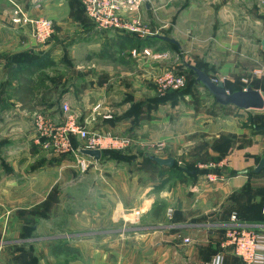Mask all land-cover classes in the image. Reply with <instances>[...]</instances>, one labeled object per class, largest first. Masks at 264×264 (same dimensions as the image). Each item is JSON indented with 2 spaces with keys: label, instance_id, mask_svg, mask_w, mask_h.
<instances>
[{
  "label": "crops",
  "instance_id": "0c3cea01",
  "mask_svg": "<svg viewBox=\"0 0 264 264\" xmlns=\"http://www.w3.org/2000/svg\"><path fill=\"white\" fill-rule=\"evenodd\" d=\"M18 1L31 16L51 18L54 30L38 43L22 26L0 24V30L23 34L14 51L9 36L0 48V240L19 241L0 246V264L26 254L30 227L36 234L45 224L57 227L59 216L67 215L95 230L122 224L133 210L141 214L130 221L134 231L122 249L129 250L130 264H154L156 256L163 257L162 264H171L172 257L174 264H208L217 254L223 264H246L222 244L233 214L241 224L264 227V169L254 171L264 138L252 136L239 108L218 104L203 87L160 94L155 77L172 59L153 61L142 49L172 46L183 59L219 65L209 72L190 60L212 78L247 79L251 68L263 64L264 3L148 0L138 15L151 34L142 37L98 28L79 0H38L40 6ZM133 17L129 11L122 21ZM156 35L174 38L180 48ZM4 59H24L25 65L12 77L16 67ZM25 80L27 88L20 89ZM197 91L215 103L202 104ZM64 101L89 131L131 137L135 150L102 153L99 162L87 156L94 165L81 173L73 155L45 146L33 127L34 112L60 118ZM72 141L79 149L85 145L76 136ZM160 143L165 146L158 156L178 158L183 167L154 161L158 156L148 153L149 146ZM212 163L222 165L210 169ZM208 173L219 179L209 181ZM86 249L84 244V256L96 252Z\"/></svg>",
  "mask_w": 264,
  "mask_h": 264
},
{
  "label": "rangeland",
  "instance_id": "374dc122",
  "mask_svg": "<svg viewBox=\"0 0 264 264\" xmlns=\"http://www.w3.org/2000/svg\"><path fill=\"white\" fill-rule=\"evenodd\" d=\"M146 1L148 0L141 2L142 4L140 5L138 10L128 9L126 11H123L122 14H120V17L122 16L121 19L122 18L124 19V13H127L129 11L134 13V17L130 21L123 20L124 24H130L134 20V18L138 16V12L141 6ZM32 5L40 6V1L38 2V0H32ZM18 9L22 10L21 15H17L16 10ZM5 18H8L9 20L6 21ZM18 18H20V21H16L18 20ZM25 19H28V20L32 19L34 20V23L25 21ZM44 19H48L52 22V30H54V22L51 18L47 16H42V15L38 17L31 16L29 13V10L26 9L18 0H0V24L4 22L6 23L10 22L11 24L16 25L18 27L22 26L24 30L29 31V33L32 34V36L35 38L36 41H37V38L35 34L37 32V25H38L37 22L42 21ZM19 33L20 32H17V30L14 28H10V31L0 30V48L4 45L7 46L6 43L5 44L3 43V41L9 36L10 42H11V51H14L16 47L15 44L18 43L17 39L20 40V37L23 35ZM131 34H135V33H131ZM168 47L169 48L157 47V48H154V51L169 53L170 55L169 59H172V63L166 69H171L175 73L183 75L186 79V83L183 87H180L177 89L171 88V89H168L166 92H170V91L181 92L185 90L187 91L194 90L200 87L205 88L201 82L197 81V76L192 70H190L184 64V61H186L189 64H192L190 60L194 61L195 65L199 64L203 66L204 68H206L205 70H208L209 72L210 70L215 72L217 68L218 69L220 68L219 65L211 66L209 64V61L205 59H185V58L183 59V55L179 51L172 48V46H168ZM4 60L6 63H7V60L11 61L10 66L15 65L16 67L15 69H12V73H13L12 77L15 76L14 74H19V71L21 70V67H19V65L20 66L25 65L24 59H4ZM261 62H263L264 64V59H261ZM254 69L255 68H251V73H250L249 78L244 79V80H240L237 78V79H233V81H230L223 77H218L216 79L212 77L211 78L215 81H218V80L223 81L225 87L230 92H234L237 90H243L250 86L254 89L256 88L261 89L262 95L264 97V78L257 75L254 72L256 69L255 70ZM26 71H30V70L27 69ZM26 74L29 75L28 73ZM17 80L20 81V76H19V79L17 77ZM160 94H163V93H160ZM196 94H197V97L198 96L203 97L202 104L204 105L208 103H215L216 101V100L215 101L212 100L211 98L212 95L211 96L208 94L204 95L198 91ZM197 99H200V98H197ZM197 99H196V103H197ZM60 107H61L60 118H57V119H52L48 115V113L44 111H40V112L37 111L33 113L32 121H33V127L35 130V133H37V127L35 126V118L39 114L47 121L50 119L53 122V124H59L63 121L62 104ZM58 110H59V107H58ZM219 110L221 111L222 109H219ZM235 111L237 113H240L243 120L245 121V125L250 126V133L252 134V136L260 135L261 141H262V138H264V131L259 130V129L264 128V109L262 110L235 109ZM37 135H38V138H40L39 135L41 136L40 139H42L43 144L48 142V139L41 133L40 134L37 133ZM252 142L254 143V141ZM261 144L263 145L264 143H261ZM136 146L137 144H135V141H134L133 145L127 148L109 149V150L105 149L101 151L102 153H104V151H108V153L115 155L117 153H126L128 151L133 152ZM141 146L146 147L145 144L144 145L141 144ZM164 146L165 144H162V143L158 145L154 144V145L149 146V149H151L153 153L148 150L146 151H148L149 154L158 156L163 153ZM262 157H264V155H261L257 158L256 163H255L256 165ZM175 160H176L175 166L183 167V165L179 163L178 158H176ZM92 165L94 164H91L90 167ZM191 166H194V163ZM90 167L86 171H82L80 168H77V169L81 173L84 174L90 169ZM192 169H195V168H192ZM205 173H202V174H205ZM131 213L132 211L126 212L127 216H124L126 220L123 219V223L117 224L118 226L112 225L111 227L100 226L96 228H91L95 230H89L86 226H83L82 224H80V222L77 221V218L74 219L72 216L60 215L59 220H58L59 223L57 227L54 224L52 225V227L48 224H45L43 225V228L37 230L36 234H35V230H33L31 227L30 229H27L28 230L27 235L28 236L32 235V236L26 241V244H25V246L27 247L26 254L21 253L20 255H18V253H16V255H10L7 258L11 259L12 264H130V256L128 254L129 250H126L127 252L126 253V252H123L122 249L123 247L125 248L128 247L130 243L129 236H131L132 231H134V229H132L131 224H130L131 219L134 218L133 216H131ZM167 219L168 221H170V218H167ZM11 241L12 243H8L10 241L7 242V241L0 240V246L12 247L14 245H17L19 242L18 239H16V241L14 240H11ZM84 244L87 246V249H86L87 251L90 246L91 254L96 251L95 254H92L91 256H88V255L84 256L83 254ZM107 249H109V253H110L108 257H106V255L104 254V251H107ZM98 250H103V253L99 255ZM122 253L124 255H122ZM106 260H107V263L105 262ZM170 260H171V264H174L173 257L170 258ZM162 261H163L162 256H156L154 264H162Z\"/></svg>",
  "mask_w": 264,
  "mask_h": 264
},
{
  "label": "built area",
  "instance_id": "2783aa9c",
  "mask_svg": "<svg viewBox=\"0 0 264 264\" xmlns=\"http://www.w3.org/2000/svg\"><path fill=\"white\" fill-rule=\"evenodd\" d=\"M87 16L100 29H124L139 36H146L149 31L144 27L140 15L136 16L130 24H124L120 14L128 9L138 10L141 2L145 0H79ZM264 3V0H258ZM17 15L22 14V10H16ZM20 21V18L18 20ZM34 23L32 19H25ZM36 38L39 43H45L52 35V22L48 19L37 22ZM144 56L153 61L169 59V53L154 51L151 48L142 49ZM134 57L139 52L134 49L132 52ZM257 75L264 78V64L260 65L254 71ZM155 85L158 92L165 93L168 89H177L183 87L186 79L183 75L175 73L171 69H165L155 77ZM100 105L96 107L98 109ZM63 121L59 124H53L49 119L45 120L40 114L35 118V126L37 133L44 135L48 142L45 145L52 147L61 155H73L76 158L77 166L82 171H86L91 164L92 159H88L83 155L79 148L73 144L72 138L79 137L85 141L84 148L89 149H120L133 145L134 140L130 137H123L111 133H92L83 125H81L72 112L69 102L62 103ZM111 116V115H110ZM105 117H109L106 115ZM41 138V136L39 135ZM222 163H212L208 167L210 169L221 166ZM207 179L211 182L219 179L217 173H210ZM264 213V209H263ZM140 210H134L131 221H136L140 216ZM185 243H189L190 239L185 238ZM223 247L233 251L246 264H264V227L248 226L239 223L236 214L231 216L230 224L226 227L225 239ZM208 264H223V255L217 254L212 257Z\"/></svg>",
  "mask_w": 264,
  "mask_h": 264
},
{
  "label": "water",
  "instance_id": "95a60500",
  "mask_svg": "<svg viewBox=\"0 0 264 264\" xmlns=\"http://www.w3.org/2000/svg\"><path fill=\"white\" fill-rule=\"evenodd\" d=\"M155 37L163 41L173 43L178 48H180L178 41H176L174 38L166 35H156ZM262 47L264 50V39L262 41ZM184 64L195 73V75L197 76V81L202 83L207 91L215 98L218 104L223 106H235L239 109L244 110L264 109V97L259 90L249 86L243 90L230 92L225 87L223 81L213 80L204 70L199 69L198 67L191 65L186 61H184ZM79 151L83 155L91 157L96 162H99L101 160L102 151L100 149L81 148L79 149ZM154 161L161 166H173L175 162L173 158L161 157H155ZM262 169H264V157L260 159L254 171L255 173H259Z\"/></svg>",
  "mask_w": 264,
  "mask_h": 264
},
{
  "label": "trees",
  "instance_id": "16d2710c",
  "mask_svg": "<svg viewBox=\"0 0 264 264\" xmlns=\"http://www.w3.org/2000/svg\"><path fill=\"white\" fill-rule=\"evenodd\" d=\"M85 11V10H84ZM161 40V39H160ZM165 42V41H164ZM24 83V84H23ZM22 84H21V86H20V89H23V88H27V84H29V81H27V80H25V82H23ZM24 94H27L25 97H24V99H26L27 97H28V93L26 92H24ZM21 96V95H20ZM105 153H108V151H104V154ZM72 250V249H71Z\"/></svg>",
  "mask_w": 264,
  "mask_h": 264
}]
</instances>
